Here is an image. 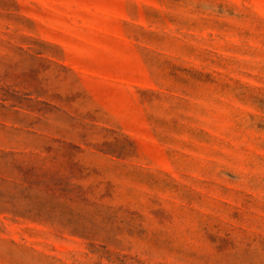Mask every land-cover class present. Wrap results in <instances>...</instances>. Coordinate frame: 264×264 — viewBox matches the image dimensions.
<instances>
[{
	"label": "rangeland",
	"instance_id": "374dc122",
	"mask_svg": "<svg viewBox=\"0 0 264 264\" xmlns=\"http://www.w3.org/2000/svg\"><path fill=\"white\" fill-rule=\"evenodd\" d=\"M0 264H264V0H0Z\"/></svg>",
	"mask_w": 264,
	"mask_h": 264
}]
</instances>
